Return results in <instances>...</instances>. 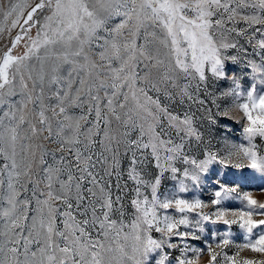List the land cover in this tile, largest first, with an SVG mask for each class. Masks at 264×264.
<instances>
[{
    "label": "snow or ice",
    "instance_id": "obj_1",
    "mask_svg": "<svg viewBox=\"0 0 264 264\" xmlns=\"http://www.w3.org/2000/svg\"><path fill=\"white\" fill-rule=\"evenodd\" d=\"M242 185L264 194V0H0V264H264Z\"/></svg>",
    "mask_w": 264,
    "mask_h": 264
},
{
    "label": "rangeland",
    "instance_id": "obj_2",
    "mask_svg": "<svg viewBox=\"0 0 264 264\" xmlns=\"http://www.w3.org/2000/svg\"><path fill=\"white\" fill-rule=\"evenodd\" d=\"M5 43H7V38H5ZM249 51H251V49H249ZM227 69L229 72L236 74L238 77H244V79L242 80V86L244 88H248L251 84V80L249 78H247L246 75V69L243 65V63H239V64H232L229 63L227 66ZM229 86V82L228 81H221L219 84V87L224 88ZM232 115L236 118H239L240 115H242L238 110H233ZM222 124H227L231 127V132L229 133V135L233 138V139H238L239 138V133L241 131V127L239 124H236L232 121L229 120H222L221 121ZM173 188V182L168 180L167 178H165L162 181V186L160 188V193L164 194L165 192L168 191V189ZM242 191H253V194L255 196H257L260 199H264V194H261L260 192L255 190V186L254 185H242L241 186ZM170 194V193H169ZM196 193L193 192H189L187 194H183L185 195L187 198H191L192 195H195ZM200 196L202 199H204L205 201H208L210 199V193H209V189L207 187H205L203 189V191L200 193ZM226 206L229 208H237L240 207L241 204L237 201H228L226 202ZM215 227L216 230L218 232H223L228 230V226L222 225V224H218L216 226H211V225H206V228L209 229L208 231V235L202 238V241H190V243H192L194 246H203V239H207L209 242H212L210 237H211V228ZM231 232L233 233V239L235 242L240 243L242 242L243 239V231L238 227V225H232L231 226ZM199 235V233H197ZM219 237L217 238V242H218ZM235 251L234 248L232 249H228L229 254H232ZM243 255H251V253L245 252L243 253ZM201 264H203V260L201 261Z\"/></svg>",
    "mask_w": 264,
    "mask_h": 264
}]
</instances>
